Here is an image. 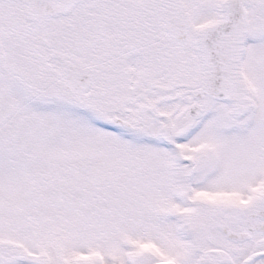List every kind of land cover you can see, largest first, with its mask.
Segmentation results:
<instances>
[{"label": "snow or ice", "instance_id": "obj_1", "mask_svg": "<svg viewBox=\"0 0 264 264\" xmlns=\"http://www.w3.org/2000/svg\"><path fill=\"white\" fill-rule=\"evenodd\" d=\"M0 264H264V0H0Z\"/></svg>", "mask_w": 264, "mask_h": 264}]
</instances>
